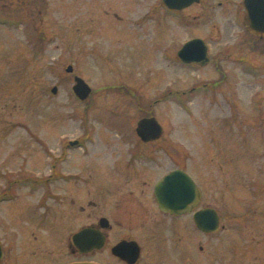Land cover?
I'll return each instance as SVG.
<instances>
[{"label": "rangeland", "instance_id": "1", "mask_svg": "<svg viewBox=\"0 0 264 264\" xmlns=\"http://www.w3.org/2000/svg\"><path fill=\"white\" fill-rule=\"evenodd\" d=\"M187 13L182 23L162 0H0V264L75 259L65 245L40 242V234H49L42 219L54 207L50 214L34 209L39 194L18 190L15 201H4L10 181L46 179L55 162L64 175L73 170L74 179H98L97 162L113 179L157 180L184 169L203 183L204 201L220 209L225 228L214 237L215 257L206 249L188 252L190 258L162 252V258L168 264H264V53L253 48L243 62L217 52L225 42L212 43L217 50L210 64H183L177 57L183 43L196 35L207 39L214 25L210 15ZM75 75L92 89L85 102L73 92ZM144 116L157 117L165 130L150 147H137L136 123ZM70 139H80L86 151L65 147ZM63 151L73 153L70 162L54 159ZM140 194L135 211L112 217L114 231L119 240L142 238L140 264H165L154 253L160 238L153 229L170 221L156 203L152 215L143 216ZM61 211L65 223L75 218V230L96 216ZM54 226L60 235L63 229ZM202 242L208 247L211 240ZM91 260L123 264L105 248Z\"/></svg>", "mask_w": 264, "mask_h": 264}, {"label": "flooded vegetation", "instance_id": "2", "mask_svg": "<svg viewBox=\"0 0 264 264\" xmlns=\"http://www.w3.org/2000/svg\"><path fill=\"white\" fill-rule=\"evenodd\" d=\"M165 6L168 13L178 16L181 19L180 21L182 23H187L188 17L186 14H189L187 13V11L194 13L192 16L194 19H209L211 17V19L207 22H213L214 24L212 27V35H209L207 39L200 37L199 35H196L189 39L191 40L193 38H201L205 41V43L207 44V51L210 56V61L208 62V64L212 62V56L217 50H214L212 43L220 44L225 42V47L218 49L217 52H225L229 55H232L233 60L243 62L247 61L246 56L249 55L250 51L253 48L262 49V52L264 53V35L256 34L252 32L248 27L249 23L247 21V10L244 0H217L216 4H211V0H199L182 9H172L167 5ZM217 7H219V9ZM209 15L210 17H208ZM224 25V28H226L225 31L221 28ZM239 42H242L243 45H239ZM238 45L242 47H238ZM241 49H243L244 52H239ZM183 64L205 66L200 63ZM139 120L137 121L135 128V133L138 139V144L136 145L138 147L140 145L139 143L142 142V144L144 143L143 146L146 145V147H150L155 140L144 141L139 136L137 132V125ZM65 147L74 151L78 148L84 149L86 145L81 144L80 139H70L67 141ZM85 151L86 150L84 149L83 152ZM72 154L73 153L67 154L65 153V151H63L62 155L55 156L54 159H67V161L70 162L72 160ZM98 165L102 167H99ZM57 166L58 162H55L52 166L53 169L51 170L50 175L45 177L46 179H36L33 177H31L32 179H29L28 176L23 175L21 177H18L17 179H14L13 181H10L9 187L6 188L4 193V195L7 194V198H5L4 201L9 203L16 200L17 195L19 194L18 190H20V192L24 190V193L27 190L30 194L40 195V197L38 195V198L36 199L37 203H35L34 209H43L45 213L50 214L51 208L54 207V209L52 210V216L48 217L47 219H42L44 221V224L41 223V227L48 229L49 234L48 236L40 234V242L42 244L48 243V245L50 244L51 247L55 245H58V247H60V245H65V247L68 248L69 253L75 258L72 260L55 262V264H96L93 260H91V255L96 251L102 250L104 248L109 249L112 257L123 264H140L143 249L139 242H141L142 238L128 236L122 237L119 240L116 231H114L116 219L112 218L113 216L118 217L124 215L122 213V209H130L131 211H135L139 191L141 192L140 196L142 197V199L141 202L138 203L140 206L144 207L142 214L143 216H151L154 204L156 203L158 212L162 214V217H166V219L170 221L169 223H166V226H164L163 228L153 229V232L160 238V240H158L159 244L154 247V253L156 254L158 259H163L161 256L162 252L169 253L174 251L179 255L170 256L171 258H190L187 257L189 256V253L195 252L196 254H203L204 250L206 249L207 254H209L207 256H216V251H214L215 246L212 247L214 237L217 236L218 231L221 228H225V225L222 223V213L220 209L217 206L212 205L211 202L204 201L207 196V192L205 191L203 183L200 181V179H193L199 192V200L196 203L192 204L190 209L184 210L183 212L177 214L170 211H163L159 207L155 188L157 183L161 179H113L111 175L109 178L108 171H112L108 170L109 168H107V166H104L99 162H97V167L99 169L97 168L95 170L96 173H99L97 175L98 179H74L75 173L73 170H68V173L64 175L65 171H60ZM17 185H20V188H17ZM140 186H142L141 190L139 189ZM262 187H264V184L261 186V188ZM68 189H70V193L71 190L73 192L71 196V202L66 205L64 202V198L68 195ZM0 199H3V197L0 196ZM51 201H53L54 204H51ZM263 204L261 205L264 211ZM70 208L72 209L71 216L76 214V211H78L80 213H87L90 219H92V216L95 214V219L93 221L91 220V222L87 224L82 225L78 230H75V218L67 217L68 219L65 223L64 220H61V216H58V214L60 215L61 213H63L61 210L68 212ZM203 209H209L211 211L217 212L219 216V226L217 230L208 231L203 230L199 227L195 215ZM97 212H99V214H97ZM54 224H57L60 229H63V231H61V234H58V236H55L53 232V229L55 228ZM86 228H93L94 230H97L103 234V236L105 237V243L102 248L93 249L92 251L87 252H82L80 250V248L75 243L74 236L78 232ZM150 232L151 230L149 231V233ZM149 238L153 239L154 234L150 233ZM202 238L211 240L208 247L202 242ZM131 240L137 241L141 249L140 256L134 263H128L126 260H124L120 256L115 255L113 252V248L118 243ZM259 244H261V247L264 248V243L261 242ZM4 255L5 250L3 249V257ZM261 256L264 257V255ZM3 257L0 259V262L2 261ZM167 259L168 258L163 259L165 261V264H168L166 261ZM260 262L264 263V259Z\"/></svg>", "mask_w": 264, "mask_h": 264}, {"label": "water", "instance_id": "3", "mask_svg": "<svg viewBox=\"0 0 264 264\" xmlns=\"http://www.w3.org/2000/svg\"><path fill=\"white\" fill-rule=\"evenodd\" d=\"M199 0H163V3L173 9H182ZM247 10V21L252 32L264 35V0H244ZM251 24V25H250ZM179 58L187 63L196 62L202 65L210 61L207 44L201 38L187 41L178 52ZM68 72L73 66L67 67ZM75 94L82 100H87L91 94V87L81 76L75 77L73 86ZM57 92V87L52 90ZM137 132L144 141L156 140L164 133V127L157 117H144L139 120ZM155 188L159 207L163 211L181 213L191 208L199 200V192L193 177L184 169L176 168L160 178ZM196 221L203 230H217L219 216L216 211L203 209L196 215ZM76 245L82 252L100 249L105 243L103 234L93 228H86L74 236ZM115 255L120 256L128 263H134L140 256V246L135 240L122 241L114 248ZM3 257V248L0 241V259Z\"/></svg>", "mask_w": 264, "mask_h": 264}]
</instances>
